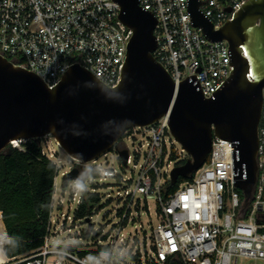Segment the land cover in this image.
Listing matches in <instances>:
<instances>
[{
	"label": "built area",
	"instance_id": "obj_1",
	"mask_svg": "<svg viewBox=\"0 0 264 264\" xmlns=\"http://www.w3.org/2000/svg\"><path fill=\"white\" fill-rule=\"evenodd\" d=\"M246 1L197 0L198 10L215 29L233 19ZM139 5L157 20L153 55L176 85L188 79L205 97L221 89L233 69L227 54L229 43L225 39L212 41L193 24L190 0H139ZM119 12L115 0H0V55L34 72L50 87L74 64L89 70L106 86L115 87L121 80L132 35L120 21ZM242 55L248 57L245 52ZM252 75L247 79L253 81ZM168 122V115H164L150 125L127 129L112 149L90 162L68 156L75 162L72 168L89 167L99 181L113 180L106 184L108 189L117 188L110 199L121 203L114 234L104 240L95 238L101 236L92 223L97 204L89 215L77 217L88 193H96L100 199L92 187L95 183H88L87 191L80 194L71 188L75 180H69L58 191L56 176L42 243L24 253H6L7 264H264V126L259 128L257 180L245 206L234 178L233 153L238 151L233 142L215 136L201 167L163 198L162 188L170 181L171 170L189 157L171 134ZM11 141V148H21L27 140ZM122 150L128 153L126 162L122 161ZM42 153L53 161L54 154ZM114 159L121 170L132 164L131 175L122 174ZM53 163L58 175L62 162ZM72 168L62 171V177ZM242 176L245 178L244 165ZM151 196L158 201V223L142 237L138 231L127 234L125 227L136 221L143 197ZM0 223V232H7L1 210ZM74 228H78V238L87 239L73 243L72 235L71 241L57 238Z\"/></svg>",
	"mask_w": 264,
	"mask_h": 264
},
{
	"label": "water",
	"instance_id": "obj_2",
	"mask_svg": "<svg viewBox=\"0 0 264 264\" xmlns=\"http://www.w3.org/2000/svg\"><path fill=\"white\" fill-rule=\"evenodd\" d=\"M115 1L120 5V21L132 31L121 80L115 87L106 86L79 64L50 87L34 72L0 55V154L11 153V140H40L50 135L68 156L87 163L112 149L127 129L150 125L168 115L171 134L189 154L171 170L170 185L191 177L201 167L215 136L235 144V185L247 206L258 175L264 113V0L246 1L218 29L198 10L197 0H190L193 24L212 41L229 43L227 54L233 69L211 97H205L188 79L176 85L156 60L154 14L144 10L139 0ZM251 70L253 81L247 79V75L253 77ZM120 154L126 162L127 151ZM87 169L72 168L63 175L62 187Z\"/></svg>",
	"mask_w": 264,
	"mask_h": 264
},
{
	"label": "trees",
	"instance_id": "obj_3",
	"mask_svg": "<svg viewBox=\"0 0 264 264\" xmlns=\"http://www.w3.org/2000/svg\"><path fill=\"white\" fill-rule=\"evenodd\" d=\"M263 126L264 119L260 128ZM184 162L182 160L177 165ZM92 174L97 175L94 171ZM56 176L57 167L42 153L40 140H27L21 148H12L9 155L6 151L0 154L3 224L10 236L19 241L15 248L6 246L8 255L33 250L42 243L40 237L45 233ZM184 181L185 178H179L175 185L167 182L162 188L163 198H168ZM98 202V194L88 193L77 211V217L89 215Z\"/></svg>",
	"mask_w": 264,
	"mask_h": 264
},
{
	"label": "rangeland",
	"instance_id": "obj_4",
	"mask_svg": "<svg viewBox=\"0 0 264 264\" xmlns=\"http://www.w3.org/2000/svg\"><path fill=\"white\" fill-rule=\"evenodd\" d=\"M263 119V118H262ZM40 144L42 147V150L47 152L48 154L52 153L55 156L52 158L54 162L57 163L58 160H61L60 164V171L56 177L57 181V188L58 191L62 189L61 187V181H62V171H68L70 168L73 167L75 162L69 159L67 153L56 143L54 138L52 136H46L40 138ZM130 149L132 150V145L128 142ZM174 146L177 151H180V145L175 142ZM186 153H183V156H186ZM66 161V162H65ZM114 166L117 167L119 170H121L116 163V160L114 159ZM134 170L133 165L130 164L129 168L126 170H121L122 174L129 176L131 175V172ZM163 178H168L167 174H163ZM95 183L92 185L98 193H100V199L99 203L97 204L96 212L92 215V223H93V229L98 230L101 233V236L95 237L97 239H102L104 240L106 238V235L108 234H114L115 233V227L114 224L118 217L116 216L117 210L121 207V203L110 199L114 198L116 195L117 188L112 187L111 189H108L106 187V184H112L114 183L112 179H107L106 181H99L98 177L95 174L91 175V181L89 183ZM105 184V185H104ZM68 192L67 190L65 193V200L68 199ZM107 193H109L111 196L107 197ZM67 205L65 203V208L63 211H67ZM158 201L156 197L151 196L145 199L143 197L141 201V210L139 213V216L136 217V221L133 223H130L125 227V232L127 234H136L138 231V237H142L143 233L146 232L149 234L152 230V227L156 226L158 223ZM108 212V214H106ZM72 213V211L70 212ZM84 223H83V225ZM80 226L81 228H83ZM0 228H1V223H0ZM73 232H64L61 235L57 236L59 240H66V241H71L69 239L70 235L75 237L74 240H72L73 243H81V240H86L87 238H78V236L75 234V232L78 231V228L72 229ZM89 240H92V236H90Z\"/></svg>",
	"mask_w": 264,
	"mask_h": 264
},
{
	"label": "clouds",
	"instance_id": "obj_5",
	"mask_svg": "<svg viewBox=\"0 0 264 264\" xmlns=\"http://www.w3.org/2000/svg\"><path fill=\"white\" fill-rule=\"evenodd\" d=\"M91 174V168L87 169L86 173H81L79 178L71 182L72 190L80 194L85 193L87 191L88 183L91 180ZM18 243L19 241L16 238L9 236L7 232H0V264H7V261L4 259L6 256V246L15 248L18 246Z\"/></svg>",
	"mask_w": 264,
	"mask_h": 264
},
{
	"label": "bare ground",
	"instance_id": "obj_6",
	"mask_svg": "<svg viewBox=\"0 0 264 264\" xmlns=\"http://www.w3.org/2000/svg\"><path fill=\"white\" fill-rule=\"evenodd\" d=\"M11 142L15 143L14 141H11Z\"/></svg>",
	"mask_w": 264,
	"mask_h": 264
}]
</instances>
